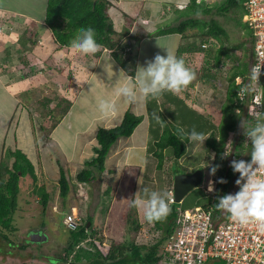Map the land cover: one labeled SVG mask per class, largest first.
<instances>
[{
  "label": "crops",
  "instance_id": "crops-1",
  "mask_svg": "<svg viewBox=\"0 0 264 264\" xmlns=\"http://www.w3.org/2000/svg\"><path fill=\"white\" fill-rule=\"evenodd\" d=\"M47 1L0 0V164L4 162L10 167L14 159L7 158L5 154L19 151L32 164L36 176L35 181L29 175L19 178L17 209L11 218L13 230L0 228V245L11 242L14 250L9 254L4 250L0 252V264H28L14 258L23 255L22 252H31V246L41 245L42 240L31 242L30 235L28 239L31 243L17 244L14 241L19 240L14 216L29 217L37 212L32 202L38 201L40 205L41 197L34 192L35 184L46 188L45 192L50 196L49 190L57 183L59 188V178L64 173L69 181V193L74 188L78 192L75 199L80 195L85 197L83 207L86 209L93 206L89 207L88 203L96 197V193L101 192L99 199L102 200L101 196L104 195L110 201L108 217L105 218L112 229L115 222L112 221L111 214L120 216L122 213L118 211L125 208L122 206L123 202L132 198L143 186L155 190L153 178L166 169L172 170L173 164L178 166L177 162L185 156L176 161L165 150L164 165L161 170L158 169L151 147L160 139L162 126L153 118V114L164 116L174 126L182 127L187 132L194 128L197 132L207 130L209 134L212 126L214 127V123L203 116L202 76L195 95L191 93L195 87L192 85L195 82H192L179 95L165 92L158 100L149 99L136 105L127 104L123 98L117 97L114 91L117 86L116 77L113 75L108 78L102 65L112 58L115 62L113 71L117 75L122 69L120 65L103 50L94 55H84L73 51L71 47L60 45L45 21ZM210 1L196 0V3L210 4ZM188 2L189 0H111L107 13L117 33L113 36L114 41L128 34L133 35L135 41L139 38L134 59L135 73L138 65H145L156 54L166 56L167 50L177 56L178 50L190 43L183 41L176 33L158 34L159 30H165L169 25L157 29L165 22L172 23L170 27L176 26L177 24L173 25L174 18H180L179 14L185 10ZM136 12L147 21L145 24H134L132 15ZM193 96L196 101L192 99ZM100 99H112L116 104V111L101 113L98 108ZM126 111L140 116L141 122L129 137H120L111 145L104 160L103 173H94L95 176L98 175V179L96 176L86 184L76 182L77 172L96 157L97 131L120 125ZM191 144L192 152L203 154L205 142L203 145ZM192 167L191 171L196 169ZM138 179H142L143 185L138 184ZM80 185L85 190L83 193ZM49 201L50 197L47 204ZM130 202L129 199L128 209ZM53 206L56 207L55 204ZM98 208L101 209V202ZM98 208L93 206L94 216ZM71 210L78 216L79 207L72 206ZM134 213L137 215L134 219L141 226L146 220L143 210L135 207ZM127 214L129 212L125 211L123 215L126 224ZM111 229L104 228L102 235L106 240L116 242V230ZM32 233L41 235L36 231ZM31 255L28 254V257ZM82 263L86 264V261L83 260Z\"/></svg>",
  "mask_w": 264,
  "mask_h": 264
},
{
  "label": "trees",
  "instance_id": "trees-1",
  "mask_svg": "<svg viewBox=\"0 0 264 264\" xmlns=\"http://www.w3.org/2000/svg\"><path fill=\"white\" fill-rule=\"evenodd\" d=\"M245 1L246 0H220L212 4H207L205 2L196 3V0H189L185 10L179 14L181 20L177 25L165 30H159L158 34L176 33L181 36L183 41L190 42L178 50L177 57H183L186 65H191L192 68V66L194 67L195 65L192 56L195 50V42L203 40L205 36H212L216 39H221L226 36L225 31L216 20L210 18L205 21L203 17L233 14L238 23H242L244 13L243 3ZM110 5L111 0H48L45 21L52 30L56 41L64 47H70V42L77 35L78 29L91 27L96 33L97 42L103 45L102 49L106 48L113 50L117 45L113 36L117 35V33L107 13ZM138 41L139 38L136 39V43H138ZM110 55L128 75L135 76V54L123 58L120 53L114 51ZM206 55L209 57L208 52ZM222 55L223 50L219 49L213 56L211 55V58L209 57V60L212 59V62H215L217 65L220 63ZM129 64H131V69H129ZM237 77L238 76L235 74L228 77L226 93L229 95L231 102V105H229L230 108H234L236 91L239 88V86L235 84V78ZM161 119L163 122L162 134L160 139L151 147V150L153 149V155L157 160V167L159 170H161L164 165L163 152L165 150H168L171 156L178 161L185 155L186 146L189 143L186 138L181 139L177 130L178 127L174 126L164 116H161ZM141 120L142 118L140 116H135L131 112L126 111L120 125L112 128H100L95 136L96 157L92 161L86 163L83 168L77 172L75 175L76 182L84 184L91 182L95 179L94 171L102 174L104 171V160L111 145L120 137H129ZM234 129V122L223 123L219 127L214 125L209 133L210 137L205 141L206 149L208 151H213L214 154L212 163L209 166V172L212 166L219 165L216 174L211 177L215 184L212 204L217 214L221 213V215L225 216L228 214L218 210L215 206L218 203V197L228 193L229 179L233 175L232 167L229 166L227 168L226 161L224 158L222 159V157L223 153L229 147L227 144L229 133ZM206 131H203V133L207 134L208 132ZM238 147L239 144L235 146V149ZM250 153L251 144L247 155V161L250 160ZM5 156L7 158L13 157L14 161L10 167L4 162L0 164V228L3 230H9L11 228L13 230V227H11V218L17 209L19 178L29 175L33 181H35L36 176L34 167L21 152L10 151L7 152ZM221 178L226 180L227 183H219L218 181ZM69 191V181L64 173H61L59 178V196L65 198ZM34 192L39 193L41 197L40 205L42 208H45L48 201V194L45 192V189L35 186ZM209 203L211 202L204 203L202 206ZM130 209L135 211V207L132 206L131 202ZM176 209L177 208L172 205L171 212L165 219L155 221L156 226L162 228L165 234L170 232L172 221L176 216ZM88 223L89 226H87ZM127 223L132 225L134 233L138 232L140 226L137 220L130 214L127 216ZM91 227L92 220L88 218L82 225L72 229L70 241L64 251L63 261L65 263L68 261V258L72 256L73 260L70 261L69 264H81L83 260L86 261V264H98V262H96L98 260H102V264H136L137 261L142 264H156L158 245H151L149 247L142 246L136 244L134 239H131L127 243L117 244L111 242L110 251L106 257H103L93 246L90 251L80 248L79 245L87 239ZM75 249L78 250L76 253ZM126 252L130 255V259L124 258Z\"/></svg>",
  "mask_w": 264,
  "mask_h": 264
},
{
  "label": "rangeland",
  "instance_id": "rangeland-1",
  "mask_svg": "<svg viewBox=\"0 0 264 264\" xmlns=\"http://www.w3.org/2000/svg\"><path fill=\"white\" fill-rule=\"evenodd\" d=\"M212 1V2H211ZM209 3H215L220 0H211ZM202 18V17H201ZM210 18L216 20L218 24L223 28L225 31L226 36L223 38H218V42L223 50V55L220 58V63L217 65L215 62H212L211 55L213 56L214 53L219 50H211L208 52L209 57L206 55L207 53L201 51L198 48V42H195V50L193 51V60L195 61L196 67H189L195 73V80L192 83L195 88H192L191 93L195 95V91L199 89V85L202 82L200 79L201 76L203 77V116L209 120L211 123H214L216 126H220L223 123L234 122L235 129L229 133L227 144L229 147L225 152L229 155L223 157L229 165H231V161L238 160L236 157L237 154L241 151L238 147L236 149L235 154H231L232 146L234 142H243L245 140L244 130L240 126V122L242 119H245L244 116L236 117L234 115V108H230L231 105L229 95L226 93L225 89V82H228V77L235 74L238 78H243L249 72V63H248V51L250 48V33L248 28L243 23H238L237 19L233 14L224 15H212V16H204L203 20L207 21ZM174 24L176 25L180 18H174ZM172 26V23L165 22L164 25L158 26V28L162 29L161 27ZM137 46V45H136ZM136 49V48H135ZM136 51V50H135ZM186 56V54H185ZM215 57V56H214ZM197 58V59H196ZM198 61V64H196ZM203 63V65H202ZM201 64V65H200ZM209 64V65H208ZM208 66V68H207ZM197 82V83H196ZM195 100V97L193 98ZM196 101V100H195ZM195 101L193 103H195ZM188 102V101H187ZM190 104H192L190 102ZM206 112H210L209 114ZM204 129V127H203ZM231 141V143H229ZM203 154L198 152H192V144H188L187 146V153L185 156L175 164L172 165L171 169L164 170L163 173H159L155 178H153V182L155 183V190H168L169 192L172 191V184H173V173L177 172H185L191 171V167L200 168L203 170V178L201 184L194 190H192L188 195L185 196L181 203L173 204L176 208H184L189 209L195 206L203 205L204 203L212 202L214 195L213 193L206 192L205 188L207 186V182L211 179L212 175L209 172V166L213 160V151H208L203 145ZM206 149V150H205ZM231 150V151H230ZM231 154V155H230ZM202 157V161H201ZM231 158V159H229ZM201 162V163H200ZM198 163H200L198 165ZM192 167V168H193ZM96 174L97 172L94 171ZM99 174V173H97ZM97 176V177H96ZM96 179H98V175H96ZM57 183V182H56ZM55 183V184H56ZM89 185V184H88ZM215 185V184H214ZM36 186V184H35ZM48 186V185H47ZM46 186V187H47ZM78 185H76V188ZM44 188V187H43ZM80 191L83 193L85 190L82 189L80 185ZM238 186H232L229 189V193L235 194ZM46 190V188H45ZM124 193V192H123ZM48 199L50 197V201L45 208H41L38 201L32 202L33 208L36 207V213H33L29 217L19 218L14 216L15 223L18 234L16 235L19 237V240H15V243H31L28 239V236L32 231H36L38 233L43 234L46 240H42L39 247L31 246V252H22L23 255L17 256L14 259H20V262L32 263V264H69L70 261L73 260L72 256L68 258V261L65 263L63 261L64 251L68 246L72 235V228L65 224V217L66 215L70 214L71 207H79L78 217L81 219V223L86 221V219L91 217L92 220V227L90 231H94L96 235H99V239L104 238L102 235V230L111 229L108 226L106 218L108 217V205H110L109 198L105 199L104 195L101 196L102 200L99 199L102 193H96V197L91 199L88 203L89 207L93 205L95 208H98V204L101 202V209H97V213L95 216L93 215L91 206L89 209L83 207V202L86 201L85 197L81 196L75 199L76 194H78L77 190L73 188V190L68 194L67 197L62 198L59 196V188L58 183L54 185V188L49 190ZM125 195V193L123 194ZM104 198V199H103ZM95 201L97 204H95ZM51 202V204H50ZM58 203V204H57ZM129 198L127 201L123 202L125 207L124 209H120L118 213H122L120 216L118 214H111L113 215L112 221L115 224L112 226V229H115V241L118 243H127L131 239L136 237V233L133 232L132 225L125 223V217L123 215L125 211L134 218L137 215L134 213L133 210L130 208L128 209ZM37 206H36V205ZM52 204L55 206L52 207ZM85 205V204H84ZM171 207V206H170ZM127 208V209H126ZM45 210L43 213L42 211ZM129 214H127L129 216ZM106 216V218H105ZM146 222V221H144ZM143 222V223H144ZM13 224H11L12 226ZM89 226V225H88ZM43 233H42V232ZM109 238V237H106ZM110 240V239H108ZM151 240L150 235H148L146 239V243ZM113 241V240H112ZM13 242V241H12ZM115 242V243H116ZM111 245V242H107ZM1 246V245H0ZM80 248L84 250H92L89 243H81ZM8 247V248H7ZM13 244L10 242L8 245L2 244L0 247V252H4L9 254L11 250H14ZM78 251L75 249V253ZM17 252V251H16ZM15 252V253H16ZM28 254H32L31 257H28ZM19 257V258H18ZM3 258V257H2ZM31 258V259H30ZM125 259H130V255L126 252L124 255ZM98 264H102V260L96 261ZM17 264V263H16ZM84 264V263H82ZM136 264H142L141 262H136Z\"/></svg>",
  "mask_w": 264,
  "mask_h": 264
},
{
  "label": "built area",
  "instance_id": "built-area-1",
  "mask_svg": "<svg viewBox=\"0 0 264 264\" xmlns=\"http://www.w3.org/2000/svg\"><path fill=\"white\" fill-rule=\"evenodd\" d=\"M243 12L242 23L250 33L252 66L264 62V0H246L243 3ZM132 20L136 25L147 22L137 12L132 15ZM116 43L115 49L102 50L108 54L118 52L123 58L135 54L136 41L133 35L128 34ZM198 48L207 53L221 47L216 38L205 36L198 42ZM261 71L264 73V67ZM249 75L250 69L246 76L240 78L239 83L238 77L235 78V84L239 88L248 84ZM224 86L227 90L228 82H225ZM239 88L234 101V115L244 116L245 120L255 123V113L264 111V74L260 76L256 91L252 95L241 99L238 96ZM236 109H240V116L236 115ZM245 141H248L247 137ZM257 177H264V171H259ZM209 181L213 180H208L205 190L213 193L208 191ZM171 194L173 197V191ZM173 204L174 198L170 206ZM145 221L136 233L134 241L142 246L158 245L156 264H264V230L256 223L241 226L231 220L229 215L217 214L212 202L189 209L177 208L168 234H165L162 228H158L155 222ZM65 224L75 227L82 225L73 210L66 215ZM93 232H88L84 243L91 244L106 257L111 246L107 243L109 241L105 238L99 239V235ZM148 235L151 240L146 243Z\"/></svg>",
  "mask_w": 264,
  "mask_h": 264
},
{
  "label": "clouds",
  "instance_id": "clouds-1",
  "mask_svg": "<svg viewBox=\"0 0 264 264\" xmlns=\"http://www.w3.org/2000/svg\"><path fill=\"white\" fill-rule=\"evenodd\" d=\"M70 47L77 53L94 55L102 49L103 45L97 42L94 29L88 27L77 30V35L70 42ZM166 53V56L156 54L153 59L146 61L145 65H138L134 77L128 75L123 69H120L117 75L113 71L115 62L112 58L105 61L102 67L108 78L113 75L116 77L115 95L123 98L127 104L136 105L149 99L158 100L165 92L179 95L186 90L195 80V73L186 65L183 57H177L167 50ZM262 67L264 62L251 66L249 83L242 85L238 91L241 99L256 91L259 78L264 74L261 71ZM237 80L239 83L240 78ZM98 108L101 113L107 114L116 111V104L112 99H100ZM235 112L237 116H240V109H236ZM153 118L163 126L159 115L154 113ZM240 126L251 143V160L250 162L231 161L230 166L233 171L239 173V178L235 182L239 191L218 197L215 207L227 213L231 220L241 226L256 223L261 230H264V177H257L259 171H264V111L255 113V123L242 119ZM177 130L181 139L186 138L199 145H203L210 137L209 134L197 132L194 128L190 132L182 127H178ZM227 155L229 154L225 152L224 157ZM218 168L219 165L212 166L210 175L214 176ZM218 182L227 183L223 178ZM138 184L143 185L142 179H138ZM214 190V182L209 181L208 191ZM129 199L133 207L143 210L148 222H155L165 219L170 214L173 197L168 190H151L143 186Z\"/></svg>",
  "mask_w": 264,
  "mask_h": 264
},
{
  "label": "water",
  "instance_id": "water-1",
  "mask_svg": "<svg viewBox=\"0 0 264 264\" xmlns=\"http://www.w3.org/2000/svg\"><path fill=\"white\" fill-rule=\"evenodd\" d=\"M231 159V158H229ZM226 167H229L227 163ZM203 170L198 168L191 173L177 172L173 173V198L175 203H181L186 195H188L192 190L196 189L202 182ZM89 223L87 224V226ZM72 229L75 226H70ZM31 242H39L41 240H46L44 236L37 233L30 234Z\"/></svg>",
  "mask_w": 264,
  "mask_h": 264
},
{
  "label": "flooded vegetation",
  "instance_id": "flooded-vegetation-1",
  "mask_svg": "<svg viewBox=\"0 0 264 264\" xmlns=\"http://www.w3.org/2000/svg\"><path fill=\"white\" fill-rule=\"evenodd\" d=\"M248 53V56H249V59H248V63H249V69H250V66H251V63H252V52H251V47L249 48V51L247 52ZM241 144H239V148L241 149V151L237 154V158L238 160H244V161H247V155H248V152H249V149H250V141H243V142H240ZM238 144V142H234L233 146H232V152L231 154H235L236 153V149H235V146ZM242 145V146H241ZM230 150V151H231ZM230 154V155H231ZM230 166V165H229ZM199 168V167H198ZM196 168V169H198ZM194 169V170H196ZM193 170V171H194ZM193 171H190L189 173L193 172ZM239 177V173H235L233 171V175L232 177L229 179V189L232 187V186H236V180L238 179ZM229 189L227 192H229Z\"/></svg>",
  "mask_w": 264,
  "mask_h": 264
}]
</instances>
